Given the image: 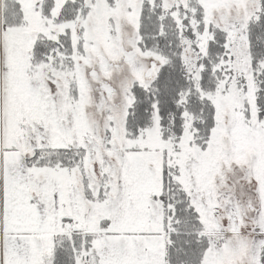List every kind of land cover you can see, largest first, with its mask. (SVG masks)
<instances>
[{"label": "snow or ice", "instance_id": "1", "mask_svg": "<svg viewBox=\"0 0 264 264\" xmlns=\"http://www.w3.org/2000/svg\"><path fill=\"white\" fill-rule=\"evenodd\" d=\"M0 264H264V0H0Z\"/></svg>", "mask_w": 264, "mask_h": 264}]
</instances>
